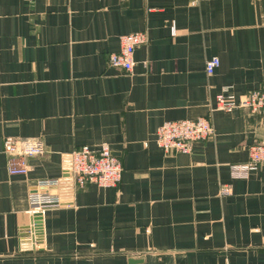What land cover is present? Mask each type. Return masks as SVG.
<instances>
[{"label":"crops","instance_id":"obj_1","mask_svg":"<svg viewBox=\"0 0 264 264\" xmlns=\"http://www.w3.org/2000/svg\"><path fill=\"white\" fill-rule=\"evenodd\" d=\"M135 33L133 72L111 69ZM262 88L264 0H0V264H264V167L230 172L264 118L216 110ZM199 118L214 134L191 154L158 147L163 124ZM7 139L44 143L26 176L9 174ZM85 146L110 148L120 185H87L45 212L41 250L22 246L32 188Z\"/></svg>","mask_w":264,"mask_h":264},{"label":"built area","instance_id":"obj_2","mask_svg":"<svg viewBox=\"0 0 264 264\" xmlns=\"http://www.w3.org/2000/svg\"><path fill=\"white\" fill-rule=\"evenodd\" d=\"M148 44L144 33H135L120 38V51L110 54L108 65L111 69L131 74L135 67L134 55L138 48ZM220 67V61L213 58L206 64V73L212 76ZM216 110L231 113L234 110H244L252 115L264 118V88L250 92L238 101L220 95L216 98ZM214 134L210 120L167 122L163 124L156 136L158 147L166 153L191 154L196 144L206 142ZM3 153L8 159L11 176H26L29 172L26 160L45 154V145L40 140L15 141L7 139L4 142ZM68 168L62 177L39 182L32 188L29 215L31 223L22 234V246L41 250L39 233L42 227V217L46 211L69 207L75 194L95 185L102 189L117 188L122 180L123 167L121 162L113 157L108 147L92 149L88 146L72 152L68 157ZM264 167V144H257L249 150V160L245 164L232 165L231 176L234 180H246ZM224 190L222 195H228Z\"/></svg>","mask_w":264,"mask_h":264}]
</instances>
